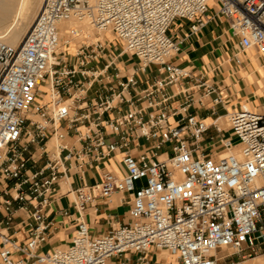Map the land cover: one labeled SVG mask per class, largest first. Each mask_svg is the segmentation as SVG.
Returning a JSON list of instances; mask_svg holds the SVG:
<instances>
[{"label": "built area", "instance_id": "1", "mask_svg": "<svg viewBox=\"0 0 264 264\" xmlns=\"http://www.w3.org/2000/svg\"><path fill=\"white\" fill-rule=\"evenodd\" d=\"M210 14L264 63V0H43L17 49L0 39V264H149L152 251L180 264L264 258V111L212 122L190 113L193 90L214 106L223 98L172 62L176 22L197 35ZM71 21L97 34L64 29ZM124 57L139 63L133 73ZM150 66L158 77L141 88ZM118 156L121 175L104 169ZM86 168L100 180L73 189ZM117 194L130 196V223L93 235L85 214ZM72 226L70 242L44 251Z\"/></svg>", "mask_w": 264, "mask_h": 264}, {"label": "crops", "instance_id": "2", "mask_svg": "<svg viewBox=\"0 0 264 264\" xmlns=\"http://www.w3.org/2000/svg\"><path fill=\"white\" fill-rule=\"evenodd\" d=\"M210 7L213 10L217 9L216 3H211ZM212 15H209L206 27L197 35L190 34L191 23L188 21L176 22L170 32L173 38L182 41L181 52L172 59V62L190 70L198 80L202 79V82L220 90L224 101V105L214 106L211 98L202 100L203 91L193 90L195 103L190 106L188 111L197 114L208 122L216 119L214 113L224 116L226 112H231L242 106L252 110L264 111L263 61L254 53L241 52L238 40L231 36L228 23L211 19ZM236 56L241 57V62H237ZM120 63L130 73H133L139 65L137 60L131 57L122 58ZM93 66L91 65L89 68ZM156 77H158L156 66H150L146 72L137 73L141 88L147 87V83ZM94 98H96V94L93 92L90 99ZM200 100L203 101V106L198 102ZM178 105L179 102H175L173 107ZM224 119L221 118L219 121L223 127L227 128ZM104 169L121 175L124 170L120 164V156L107 161ZM101 173V171L86 168L82 173L84 179L82 182L79 174L75 172L72 177V188H79L83 186V183L95 184L100 180ZM129 199L128 194H117L106 201L98 200L91 206L85 214L84 220L92 234L95 236L107 235L114 228L130 223ZM66 206V200H58L54 204L55 208ZM74 232V226L67 231L54 230L48 244L44 247V251L46 248L51 250L56 246L70 242ZM148 260L149 264H180L176 257L158 251H152L148 255Z\"/></svg>", "mask_w": 264, "mask_h": 264}, {"label": "bare ground", "instance_id": "3", "mask_svg": "<svg viewBox=\"0 0 264 264\" xmlns=\"http://www.w3.org/2000/svg\"><path fill=\"white\" fill-rule=\"evenodd\" d=\"M42 3L43 0H0V39L9 47L17 49ZM69 23L62 25L63 28H67ZM244 264H264V259L258 257Z\"/></svg>", "mask_w": 264, "mask_h": 264}, {"label": "rangeland", "instance_id": "4", "mask_svg": "<svg viewBox=\"0 0 264 264\" xmlns=\"http://www.w3.org/2000/svg\"><path fill=\"white\" fill-rule=\"evenodd\" d=\"M42 6V5H41ZM40 6H39V8L37 9V12H36V14H35V16L33 17V20H32V23H31V25H30V27H29V29L27 30V32H26V35L28 34V32H29V30L31 29V27L33 26V24H34V22H35V19H36V17H37V15H38V13H39V11H40ZM72 25H79V23H76L75 21H73V22H70ZM69 23V25H71ZM75 23V24H74ZM65 25V24H64ZM77 25V26H78ZM78 27H81L82 28V31H85V30H88L87 32L92 36V38L97 34V32L93 29V28H91V27H89L88 28V26H87V24L86 23H84V24H82V25H79ZM26 35L24 36V38H23V41H24V39H25V37H26ZM64 35V34H63ZM22 41V42H23ZM223 121H225V119L223 120ZM221 121H219V124H221L220 123ZM227 122H226V126H227ZM45 251H48L47 250V248L45 249ZM238 258H235V260H237Z\"/></svg>", "mask_w": 264, "mask_h": 264}]
</instances>
